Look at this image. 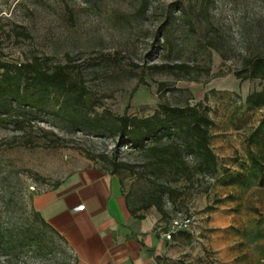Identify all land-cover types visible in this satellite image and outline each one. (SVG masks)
<instances>
[{
    "label": "rangeland",
    "instance_id": "obj_1",
    "mask_svg": "<svg viewBox=\"0 0 264 264\" xmlns=\"http://www.w3.org/2000/svg\"><path fill=\"white\" fill-rule=\"evenodd\" d=\"M255 58L264 62V0H0V60L62 66L70 85L27 87L39 108L1 101L0 264H73L31 196L90 165L115 167L135 207L158 197L160 212L137 211L158 226L192 216L188 235L164 240L162 264H264V103L246 101L263 81L239 78ZM159 100L199 103L214 172L173 133L149 150L116 132L118 116L151 115ZM160 149L178 166L157 162Z\"/></svg>",
    "mask_w": 264,
    "mask_h": 264
},
{
    "label": "crops",
    "instance_id": "obj_2",
    "mask_svg": "<svg viewBox=\"0 0 264 264\" xmlns=\"http://www.w3.org/2000/svg\"><path fill=\"white\" fill-rule=\"evenodd\" d=\"M31 204L62 236L75 264H162L164 228L154 214L128 211L116 174L85 166L33 193Z\"/></svg>",
    "mask_w": 264,
    "mask_h": 264
},
{
    "label": "trees",
    "instance_id": "obj_3",
    "mask_svg": "<svg viewBox=\"0 0 264 264\" xmlns=\"http://www.w3.org/2000/svg\"><path fill=\"white\" fill-rule=\"evenodd\" d=\"M248 65H250L248 74L243 77H239L237 73L235 75L239 78H259L263 81V88L260 91L246 96L248 103L252 105L262 104L264 103V62L260 58H255L250 59ZM29 86L44 90H47L49 87L69 90L70 87L66 82V72L63 71L62 66H55L49 71L40 68L33 61L16 65L0 60V106L2 105L1 101H8L30 106L31 108L41 107L43 98L32 91L27 92V87ZM198 107V102L194 104L185 103L183 106L178 107L159 100L157 109L151 115L142 118L125 114L118 116L116 132L121 136H126L128 142H131L136 147H142L145 143L150 144L146 147L149 150L155 148L152 146L161 141L163 137H168L173 133L177 136V139L170 142L173 145L187 148L193 155L195 167L199 170L206 169L209 172H214L216 160L208 146L207 128L210 121L206 113L199 111ZM85 121L88 125V121ZM162 150L160 149L158 153H151V156L155 157L157 162H163L167 165L173 163V166H178L174 162L173 155L170 154L168 157H163ZM175 171L177 172V170ZM109 172L117 175L115 167L110 169ZM58 183L59 181L52 187ZM124 199L128 211L138 218L142 217V214H136L140 208L145 210L153 206L156 211H161L158 197L149 199L140 207L133 206L125 194ZM32 214L41 227H48L61 242L65 243L62 236L48 225L33 208ZM29 226L31 227L30 224ZM175 234L188 235L186 231H177ZM175 234L172 235L173 238H175ZM35 235L34 237H30V240L37 239ZM7 244L8 239H4L3 235L0 234L1 252L8 247Z\"/></svg>",
    "mask_w": 264,
    "mask_h": 264
},
{
    "label": "built area",
    "instance_id": "obj_4",
    "mask_svg": "<svg viewBox=\"0 0 264 264\" xmlns=\"http://www.w3.org/2000/svg\"><path fill=\"white\" fill-rule=\"evenodd\" d=\"M192 225V216L190 214H181L177 212L173 215L167 224L165 229L161 231V237L164 240H168L171 235L177 231H187Z\"/></svg>",
    "mask_w": 264,
    "mask_h": 264
}]
</instances>
